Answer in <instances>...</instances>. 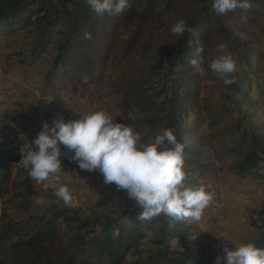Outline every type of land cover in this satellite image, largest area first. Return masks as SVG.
Segmentation results:
<instances>
[{"label": "rangeland", "instance_id": "374dc122", "mask_svg": "<svg viewBox=\"0 0 264 264\" xmlns=\"http://www.w3.org/2000/svg\"><path fill=\"white\" fill-rule=\"evenodd\" d=\"M30 1L35 0H24L23 3ZM252 4L253 7L247 11L243 10L234 22L223 25L230 31V37L224 41L225 52L232 53L240 61L236 83L226 86L209 68L211 61L224 54L219 48L209 50L208 56L201 60L198 68L189 63L190 59L195 58L192 51L181 55L172 68L173 75L169 79L166 75L170 69L168 62L155 68L158 72V77L153 76L155 87L159 88L161 84L165 87L162 100L167 99L171 92V83L168 81H177L174 91L181 105L180 117L184 123L182 128L188 131L190 137V141L185 142L190 150V154L184 156V161H189V164L184 163V171L188 174L186 183H202L214 196L199 221L189 219L173 222L164 215L152 219L151 228L146 229L147 224L142 228L144 236L137 240L126 254L123 264H154L152 261L148 263L147 257L157 251H164L166 255L159 264L170 263L171 259H179L184 264H215L216 257L223 255L224 244L231 250L242 243L253 242L264 250V183L259 184L264 182V177H256L258 183L248 188L234 189V185L242 183L236 167L247 151L248 144H243L240 151L232 154L222 147L223 141L220 138L214 139L215 135L221 137V134L227 138L231 129L237 126V121V129H254L264 122V72L258 74V83L263 92L259 101L260 109L256 110V106L249 103L241 104L243 99H256L255 90L246 92L248 83L256 86L255 78L251 77L253 73L258 72L257 66L264 69V10H259L255 3ZM36 6L37 0L30 6H24L19 17L15 15L12 18L11 33H6L4 25H0V158L11 151V155L18 157L12 164L0 165L9 167L15 187L27 193L30 199L28 207L14 211L9 205L7 212L13 213L16 220L25 221L31 217L49 216L51 212L62 211L66 213L63 217L73 219L69 222L72 228L84 227L86 224H106L107 221H116L122 227L130 228L131 224L126 220L124 212L128 208L138 207L128 197L127 192L118 190L114 184L106 185L98 171L81 170L72 160L74 153L63 145H59L62 152V171L43 182L31 180L28 177L29 169L19 164L21 148L31 144L38 137L44 123L51 127L54 117L62 116L64 121L68 122L79 119L77 114L103 109L115 122L134 123L132 130L139 133L142 141L146 143V129L139 122L156 115L135 110L126 111L119 106L121 95L112 89L113 78L118 74L112 65L105 71L95 72L89 77L78 76L76 94L69 90L71 85L68 76L59 75L61 70L46 80L42 73L50 67L49 58L53 54V48L48 50L43 58L32 61L27 57L30 48L27 44L33 34L26 38L29 28L18 30L20 19H24L29 10ZM238 23L241 30L236 27ZM252 34H256L260 40L259 48L263 57L260 65L250 57L249 50L242 45ZM56 41L55 38L53 43L56 44ZM150 64L155 66L154 61ZM45 81L48 86L43 87ZM209 81L212 83L209 84ZM159 103L162 101L158 102V105ZM35 106L41 110L38 116L33 114ZM215 119H218L216 125L212 124ZM211 150L212 160L209 153ZM60 186L69 188L75 207L66 206L62 199L55 195ZM37 197L45 202L37 205ZM61 219L59 218V223ZM164 219L169 220L171 225L179 226L174 235L186 238L191 258L175 254L176 251L184 250L178 247L175 238H170L172 236H162L163 242L157 243L161 237L160 226ZM194 224L197 227L201 224L205 238L193 228ZM60 227L65 229L64 224ZM112 230L116 235L115 227ZM2 263L3 258L0 256V264Z\"/></svg>", "mask_w": 264, "mask_h": 264}, {"label": "trees", "instance_id": "16d2710c", "mask_svg": "<svg viewBox=\"0 0 264 264\" xmlns=\"http://www.w3.org/2000/svg\"><path fill=\"white\" fill-rule=\"evenodd\" d=\"M35 1L24 4V0H0V25H4L6 33L12 32V18L15 15L19 17L23 8L34 4ZM128 2L131 4L130 9L121 15L113 16L107 13L97 14L87 0H37V6L31 8L24 19H20L18 28V30L29 28L26 38L33 34V38L27 44L30 47L27 57L37 61L53 48V54L49 58L50 67L43 71L42 76L47 80L61 70L59 75L68 76L71 85L69 90L73 94L78 91L76 87L78 76L89 77L95 72L105 71L112 65L118 74L113 78L112 89L121 95L119 106L126 111L156 114L139 122L146 129V137L154 138L163 130L172 129L177 140L185 144L190 141V137L188 131L182 128L184 123L180 117L181 105L174 91L177 81H168L171 83V92L167 99L162 100L165 87L164 84L159 88L155 87L153 76L158 77L155 68L168 62L170 69L166 75L169 79L179 57L186 55L188 51L196 54L198 47H202L200 58L205 60L209 50L218 48L221 43L226 44L224 41L230 37V31L223 25L234 22L243 9L237 8L235 11L218 15L211 7L212 0H128ZM251 2L255 3L259 10H264V0ZM179 21H184L192 27L196 35L187 32L183 36L173 35L171 28ZM58 25L61 27L58 28ZM236 27L241 30L239 23ZM55 38L56 44L53 43ZM259 44L260 40L256 34L250 35L242 42L246 50H249L250 57L260 65L263 57ZM152 61L155 62V66L150 64ZM257 69L258 72L253 73L251 77L255 78L257 85L252 86L248 83L246 91L251 93L255 90L256 99L241 101V104L249 103L256 106V110L260 109L259 101L263 94L258 83V74L264 72L260 66H257ZM46 86L47 81L43 87ZM186 97L187 93L184 98ZM160 101L162 103L158 105ZM40 112L39 107L33 108L34 116H38ZM11 116L15 117L12 114ZM217 120L215 119L212 124L216 125ZM123 124L131 129L134 126L132 122ZM237 126L231 129L227 138L221 134V137L215 135L214 139L220 138L223 141L222 147L232 154L240 151L243 144H248L247 151L236 167L242 183L234 185V188H248L258 183L256 177H264V122L254 129L247 127L237 129ZM12 153L13 151L1 157L0 163L4 165L16 162L18 157L11 155ZM189 154L190 150L185 144L184 156ZM184 163L189 164L188 159ZM29 203V195L15 187L9 167L0 165L2 264H123L126 254L134 247L136 241L144 236L142 228L147 224L146 229H150L153 222L137 219L141 212L138 208H128L124 212L126 220L131 224L130 228L122 227L116 221L72 228L69 222L73 219L63 217L66 213L62 211L51 212L49 216L31 217L25 221L16 220L13 213L7 212L9 205L17 211L18 208L28 207ZM59 218H62L60 223ZM61 224H64V230L61 229ZM170 225V221L164 219L160 226L161 237L157 243L163 242L162 236L165 238L172 236L170 238H175L178 247L184 250L176 251L175 254L191 258L186 238L174 235L179 226L173 225V228ZM202 226L200 224L199 228L194 224L193 228L205 238ZM114 227L117 230L116 235L113 234ZM164 258L165 252L157 251L149 254L147 260L148 263L152 261L159 264ZM167 264L184 263L179 259H171Z\"/></svg>", "mask_w": 264, "mask_h": 264}, {"label": "clouds", "instance_id": "9594fccd", "mask_svg": "<svg viewBox=\"0 0 264 264\" xmlns=\"http://www.w3.org/2000/svg\"><path fill=\"white\" fill-rule=\"evenodd\" d=\"M87 3L100 15H121L131 8L128 0H87ZM211 7L216 14L224 15L237 8L250 10L253 4L251 0H212ZM185 32L196 35L184 21L171 28L175 36H183ZM218 48L224 54L211 61L209 68L229 86L236 83L240 61L225 52V43ZM202 51V47H198L195 58L189 61L195 68L201 63ZM77 115L79 119L68 122L62 116L54 117L51 127L44 123L38 137L21 148L19 164L29 169L31 180L43 182L62 171L59 145H63L74 153L72 160L81 170L98 171L106 185L114 184L118 190H125L134 205L141 209L137 219L151 221L164 215L173 222H182L202 218L214 193L202 183H186L185 144L177 140L172 129L163 130L145 143L139 133L115 122L103 109ZM55 195L66 206L75 207L67 186H60ZM44 202L40 197L35 200L37 205ZM215 264H264V250L253 242L242 243L231 250L224 244L223 255L216 257Z\"/></svg>", "mask_w": 264, "mask_h": 264}, {"label": "built area", "instance_id": "2783aa9c", "mask_svg": "<svg viewBox=\"0 0 264 264\" xmlns=\"http://www.w3.org/2000/svg\"><path fill=\"white\" fill-rule=\"evenodd\" d=\"M209 153H210V159L212 160V157L211 156L213 155V152L210 151Z\"/></svg>", "mask_w": 264, "mask_h": 264}, {"label": "crops", "instance_id": "0c3cea01", "mask_svg": "<svg viewBox=\"0 0 264 264\" xmlns=\"http://www.w3.org/2000/svg\"><path fill=\"white\" fill-rule=\"evenodd\" d=\"M238 178H239V176H238ZM234 189H237V188H234Z\"/></svg>", "mask_w": 264, "mask_h": 264}]
</instances>
